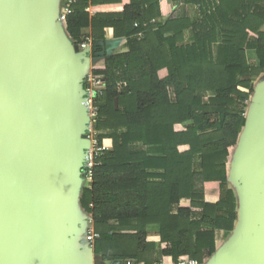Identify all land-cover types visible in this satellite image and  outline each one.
<instances>
[{
    "label": "trees",
    "instance_id": "1",
    "mask_svg": "<svg viewBox=\"0 0 264 264\" xmlns=\"http://www.w3.org/2000/svg\"><path fill=\"white\" fill-rule=\"evenodd\" d=\"M175 2L194 6L195 14L153 23L158 0H131L121 12L110 6L123 0H74L63 22L77 46L91 29L93 54L107 52L108 29L115 40H127L126 52L106 55L94 72L106 84L97 101L98 139L113 146L97 158L80 198L99 234L93 251L111 264L163 257L204 264L217 250V232L233 231L237 220L230 150L239 144L247 102L264 71V0ZM90 8L99 12L92 16ZM248 50L259 65L249 63ZM207 183L219 185L216 203L205 200ZM182 200L190 207H181ZM151 225L167 245L161 251L148 241Z\"/></svg>",
    "mask_w": 264,
    "mask_h": 264
},
{
    "label": "water",
    "instance_id": "2",
    "mask_svg": "<svg viewBox=\"0 0 264 264\" xmlns=\"http://www.w3.org/2000/svg\"><path fill=\"white\" fill-rule=\"evenodd\" d=\"M53 3L0 0V264H67L61 247L78 222L71 201L90 146L84 55ZM245 146L236 171L251 200L239 247L214 264H264V122Z\"/></svg>",
    "mask_w": 264,
    "mask_h": 264
},
{
    "label": "crops",
    "instance_id": "3",
    "mask_svg": "<svg viewBox=\"0 0 264 264\" xmlns=\"http://www.w3.org/2000/svg\"><path fill=\"white\" fill-rule=\"evenodd\" d=\"M131 0H123V4L119 5H112L110 6L111 11L121 12L124 9L125 5H128ZM65 5V0H54L52 11L53 15L55 16V19H59L60 13L63 10V7ZM182 6L181 13H177L174 11L177 6ZM191 7V8H190ZM194 6H186L182 3L175 2L173 0L170 3H165L161 5L159 3V9H160V17L153 20V23H161L163 19H167L169 16H179L183 13L188 14V16H193L195 12L193 13L192 8ZM179 8V7H178ZM98 8H90L89 11L92 16H94L97 12ZM104 9V8H100ZM180 10V8L178 9ZM110 11V9H108ZM61 26V32L63 34V37L65 40L70 43L66 33L63 22L60 23ZM84 34H86L87 37V47L86 48H80V53L84 55V58L81 59V62L79 64L80 66V79H84L85 75L87 76L89 73H94L95 71H100L105 66V59L106 55H111L114 52H126L127 51V40L126 39H114V30L108 29L107 30V36H108V49L107 52H102L98 54H93L92 46H93V39L91 37V29L86 28L83 31ZM170 34H167L169 36ZM191 41V32H189V38L188 42ZM71 45H74L73 43H70ZM247 59L250 64H257L259 65V60L257 58V53L254 50H248L247 51ZM163 75L165 72H162ZM84 82V80H83ZM84 87V83H83ZM254 93L250 97L249 101L247 102V108H246V125L244 128V131L242 133V137L239 141V144L232 148L230 150L231 156H230V165L233 168L234 171H236L237 162L239 158H243V150L247 149L245 146V142L247 141V134L248 132L254 133L257 126L260 125L262 122H264V71L261 73V75L255 80L254 82ZM246 140V141H245ZM106 150H111L113 146V142L111 139H105L104 140ZM150 149V155L152 156H160L159 152L156 150L157 148H149ZM235 151V154H237V159L232 161L233 155L232 151ZM245 152V151H244ZM239 157V158H238ZM237 173V172H236ZM84 176V175H83ZM236 180H238V176H234ZM90 187V182L87 181L84 178H82V183L79 187V189L76 191L73 199H72V208L76 212H74L75 216L78 219V222L74 223L71 226L70 229V236L66 238L64 243L62 244L61 250H64L65 259L67 261V264H111L109 262L102 261L99 257H97L94 253V251H91L88 248V242L86 237V227L89 226L88 222L92 218L90 214H87L85 211L80 209V198L82 195V191L84 188ZM205 189V200L210 203H216L220 198V189L219 185L216 183H207ZM241 191V190H240ZM242 192V191H241ZM240 192V199L242 201V193ZM181 207H190V201L189 200H182L180 203ZM239 197H238V209H237V220L234 226L233 231L231 232H225V231H218L217 237H216V244H217V250L215 252V256H218L220 254H223L225 249L229 247L228 242L231 239V235L234 232L239 233L241 230V227L243 226L244 222V212L243 209L241 210V206L239 207ZM71 208V209H72ZM244 208V207H243ZM148 241L151 243H154L157 245V249L159 251L165 249L167 247L166 244L161 243V238L159 235V228L156 225L148 226ZM237 236V235H236ZM234 241V240H233ZM228 244V245H227ZM213 255V256H214ZM212 256V257H213ZM211 257V259H212ZM161 260H164L167 263H171L172 261L169 258H162ZM160 260V261H161ZM156 263V262H155ZM210 264V263H209Z\"/></svg>",
    "mask_w": 264,
    "mask_h": 264
},
{
    "label": "built area",
    "instance_id": "4",
    "mask_svg": "<svg viewBox=\"0 0 264 264\" xmlns=\"http://www.w3.org/2000/svg\"><path fill=\"white\" fill-rule=\"evenodd\" d=\"M173 0H158V2L163 5L165 3H170ZM74 0H65V5L63 7L62 12L60 13L59 20L61 22H65L67 17L71 14L72 9L71 6ZM137 27L138 24H135ZM80 48H86L87 43ZM84 90H85V106L88 110L89 116V125L87 131V139L90 142L89 148L86 150L85 162H84V170L83 175L85 179L89 182H92L94 169L97 165V158L103 155L104 151L106 150L103 147L102 143L99 142L98 139V130L96 129V125L99 118V105L98 99L103 95L106 89V84L102 76L95 75L94 73H89L84 78ZM89 226L86 228V237L87 242L90 248L93 249V245L96 239L99 238V234L95 231L93 225V219L91 218L88 222ZM123 264H139L134 260H126ZM153 264H200L199 261L195 259H182L176 263H167L164 260Z\"/></svg>",
    "mask_w": 264,
    "mask_h": 264
},
{
    "label": "rangeland",
    "instance_id": "5",
    "mask_svg": "<svg viewBox=\"0 0 264 264\" xmlns=\"http://www.w3.org/2000/svg\"><path fill=\"white\" fill-rule=\"evenodd\" d=\"M180 8V10H178L179 8ZM191 8V7H190ZM192 8H194V7H192ZM195 9L196 8H194L193 9V13L195 12ZM174 11H176L177 13H181V11H182V6H177V8L174 10ZM82 82H83V79H82ZM83 84V83H82ZM177 128H181V126H178ZM102 145H103V147H105V149H106V146H105V143H104V140L102 141ZM235 151L236 150H233L232 151V155H233V159H232V161H234L235 159H237V154H235ZM239 158V157H238ZM237 171H234L233 170V168L231 167V169H230V180H231V183H232V186H233V188H234V190L236 191V194H237V197H239V205L241 206V210L243 209V205H244V203L246 202V200H247V198H248V200L250 201L251 199H250V196H249V193H248V191H247V189L244 187V185H242V187H241V184H240V182H243L242 181V179H243V176H242V178H241V181L239 182V180H236L235 178H234V176H236V173ZM81 178H84V176H83V174L81 175ZM242 192H241V191ZM244 191H246V193H244ZM240 192L242 193V201H241V199H240ZM244 195H246V196H244ZM245 197V198H244ZM239 206V207H240ZM245 221V220H244ZM238 236V234H237V232H234L231 236V239H230V241L228 242V244H229V247H227L226 249H228V250H232L231 248H232V246L233 247H239V246H235V241H236V238H237V236ZM234 240V241H233ZM247 240V239H246ZM235 242V243H234ZM234 243V244H233ZM245 243H246V241H245ZM227 244V245H228ZM225 249V250H226ZM225 254H227V253H223V254H220V255H218V256H213L212 257V259L210 258V259H208L204 264H214L217 260L219 261ZM217 264V263H216Z\"/></svg>",
    "mask_w": 264,
    "mask_h": 264
},
{
    "label": "bare ground",
    "instance_id": "6",
    "mask_svg": "<svg viewBox=\"0 0 264 264\" xmlns=\"http://www.w3.org/2000/svg\"><path fill=\"white\" fill-rule=\"evenodd\" d=\"M250 136H251V132H248V134H247V140H249L250 139ZM246 141V140H245Z\"/></svg>",
    "mask_w": 264,
    "mask_h": 264
}]
</instances>
